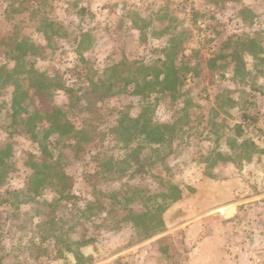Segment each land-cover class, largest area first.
I'll return each mask as SVG.
<instances>
[{
	"label": "rangeland",
	"instance_id": "obj_1",
	"mask_svg": "<svg viewBox=\"0 0 264 264\" xmlns=\"http://www.w3.org/2000/svg\"><path fill=\"white\" fill-rule=\"evenodd\" d=\"M18 46L32 54L24 71L34 66L54 87L41 103L29 91L31 114L54 105L66 112L67 95L55 86L88 87L85 66L92 79L111 82L137 65L98 104L100 118L69 113L88 136L46 140L39 125L46 161L13 122V89L0 86V149L10 144L13 153L0 180V264H190L192 255L195 264H264V142L246 127L250 120L264 129V0H0V65H14ZM170 70L182 83L163 90L155 76ZM126 80L150 85L137 96ZM140 116L173 126V141L138 136L140 125L128 120ZM243 140L254 147L241 148ZM171 185L181 195L175 203ZM242 202L259 205L233 242L228 231L238 234L239 220L208 219L207 205L212 212ZM161 220L163 231L147 237Z\"/></svg>",
	"mask_w": 264,
	"mask_h": 264
},
{
	"label": "trees",
	"instance_id": "obj_2",
	"mask_svg": "<svg viewBox=\"0 0 264 264\" xmlns=\"http://www.w3.org/2000/svg\"><path fill=\"white\" fill-rule=\"evenodd\" d=\"M21 49V53L14 54L10 58V61L14 62V65L7 69V65H0V86L3 87L7 86L9 88L13 89L12 92V117L13 122L16 125H23L24 126V134L29 135L30 138L37 142L39 144V147L41 149V160H48L51 158V153L49 151L48 145L38 141V135L36 130L39 129V125L42 123H45L47 127L43 130L45 133V139L52 136H58L60 139L63 137H67L70 140L71 139H78L76 135H73V133L77 134H85L88 136L89 133L87 131H79L81 133H78L75 126L70 123L67 118L69 113H71L74 116L83 115L84 113H87V115H91L90 113H93L96 118H100L101 114L100 111L102 108L98 107L99 103H105L106 100L112 98L113 96H116V93H113V89L115 88V85H118L123 80L121 79V76H124V74H129L131 71V68L136 66L137 64H129L126 66V68L122 71V73L119 76H114L113 73H115V70H117L118 66L115 65L111 70V75H113L115 78L110 81H103V79L95 80L90 77L91 69H86L87 66H85V77L88 80V87L82 89V88H74V87H67L65 85H56L55 89L64 91V93L67 95L68 98V104H67V111L64 112L61 108L58 106H50L48 110H44L41 112H36L31 114L26 107H24V104L28 101L29 91L35 90L40 95V103L44 102L46 100L47 95L44 94L45 91L48 90H54V87L51 85V81L47 77V75L43 73H38V71L35 70L34 66H30L29 69H26L24 71V67H22V60L23 58L29 57L32 54L30 53V49L28 48H19V46L16 48ZM83 62H86V59L84 57H81ZM162 67H165V63L163 62ZM19 69H22V71H19ZM176 73L170 70L168 73L159 71L156 74V78L158 79L157 82L161 85H165L163 90H166L171 87H175L182 83L181 78L175 75ZM163 76V78H162ZM162 78V79H161ZM117 81V83H116ZM125 82V81H124ZM135 80L128 81L126 80L124 86L129 87L132 84H136L137 89L133 92V94L137 96L142 95V89L146 88L150 84H146L141 89H139V85L137 84ZM168 83V84H167ZM108 84V85H107ZM49 95H52V93H49ZM44 105V103H42ZM23 116H26L24 118ZM21 117V118H20ZM85 117V116H84ZM252 119V118H251ZM89 120V119H86ZM133 123L135 126L140 125V128L137 130L138 136L144 137L146 141H149L150 143L160 144L164 143L166 140L173 141L174 139V128L173 126H170L168 124H155L152 125L151 122L143 120V117L139 118H131L128 120ZM237 128L242 129V125L237 126ZM120 131L122 134L127 133L130 130V127L127 123L124 121L120 122ZM116 130V129H115ZM98 132V125L95 127V133L99 135V137L103 140L104 136L102 133ZM124 141L127 140L126 137L122 136ZM134 138L131 137L132 142ZM127 141V142H128ZM68 146H73L69 144ZM253 146L254 144L250 142L249 140H243L240 143L241 148H246ZM74 147H79V145H75ZM13 156L12 153V146L10 144H6L3 148L0 149V180L3 179L4 173H6L8 170H10L13 167V161L11 160ZM33 170H35V174L33 176H30V181H32L35 184V187L33 189H30L31 192H38V189L41 187V184L39 182L38 177V170H40V164L38 163H32ZM138 171H134L133 173H137ZM170 190L172 192L171 197V203H175L178 200L181 199L180 191L177 186L171 185ZM179 191V193H178ZM61 198H65L64 195H61ZM90 214V212H89ZM163 220L160 221V227L157 229L149 228L147 230V237H151L158 232L163 231ZM93 239H89L86 241H82L76 244L78 246H85L89 243H91Z\"/></svg>",
	"mask_w": 264,
	"mask_h": 264
},
{
	"label": "crops",
	"instance_id": "obj_3",
	"mask_svg": "<svg viewBox=\"0 0 264 264\" xmlns=\"http://www.w3.org/2000/svg\"><path fill=\"white\" fill-rule=\"evenodd\" d=\"M261 112H264V110L263 111H261ZM256 114V113H255ZM258 114V116H259V114L260 113H257ZM261 115H263V113H261ZM256 153H258V152H256ZM257 155H259V154H257ZM254 199V198H253ZM245 204V205H244ZM259 204H246V202H242V203H238V204H233V203H230L229 205H227V206H225V207H223V208H221L220 210H214V209H217V208H214L213 209V211L212 212H210L211 211V207H209V204L207 205L208 207H207V214L205 215L206 217H208V219H210V217H212V216H217V217H219L224 223H228L227 225L230 227L231 225H233V222L235 221V220H239L238 221V227H240L239 229H238V234H236V233H233V229L230 227L229 228V234L231 235V240H233V242H235V241H238V242H240L241 240H243V229L241 228V227H243L242 226V224L243 223H245V221H244V219L246 218V216L248 215L247 213H248V211H250V208H252L253 210H256V207L258 206ZM244 206V207H243ZM241 209V210H240ZM243 209H247V212H245V213H243V214H241V211H244ZM200 221H198L197 220V222H194L193 224H192V228H194L195 227V225H196V223L198 224ZM209 239H210V237H209ZM241 245V244H240ZM88 249H83L82 250V252H83V254H88L86 251H87ZM234 256H235V254L233 255V256H231V258L233 257L234 258ZM237 256V255H236ZM227 258H228V256H226ZM251 257H254V259H255V261L257 260V252H256V255H252ZM236 262V261H235ZM253 262H254V260H253ZM254 263H256V262H254ZM190 264H195V256L194 255H192V259H191V261H190ZM256 264H258V263H256Z\"/></svg>",
	"mask_w": 264,
	"mask_h": 264
},
{
	"label": "built area",
	"instance_id": "obj_4",
	"mask_svg": "<svg viewBox=\"0 0 264 264\" xmlns=\"http://www.w3.org/2000/svg\"><path fill=\"white\" fill-rule=\"evenodd\" d=\"M246 127L254 133L255 141L264 142V129L256 127L250 120H247Z\"/></svg>",
	"mask_w": 264,
	"mask_h": 264
}]
</instances>
